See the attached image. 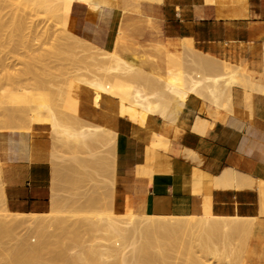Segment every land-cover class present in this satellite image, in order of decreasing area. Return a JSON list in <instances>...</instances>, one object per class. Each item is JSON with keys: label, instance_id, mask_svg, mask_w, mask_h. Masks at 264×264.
Wrapping results in <instances>:
<instances>
[{"label": "crops", "instance_id": "1", "mask_svg": "<svg viewBox=\"0 0 264 264\" xmlns=\"http://www.w3.org/2000/svg\"><path fill=\"white\" fill-rule=\"evenodd\" d=\"M119 5L125 11L121 22H128L122 55L156 76V82L161 79V86L172 75L196 77L203 70L200 76L239 69L245 78L220 96L218 104L204 87L198 95L191 93L176 123L168 126L159 115H150L141 127L119 115L114 99L104 97L97 106L92 93L81 95L79 117L116 132L113 210L252 218L242 264H264V0H120ZM203 57L204 64L210 63L203 65ZM201 123L208 125L202 133ZM32 131L29 157L1 167L4 203L15 213H46L52 206L51 129L34 123ZM153 132L168 137L167 151L151 142ZM226 169L240 176L233 185L219 186L216 176Z\"/></svg>", "mask_w": 264, "mask_h": 264}, {"label": "bare ground", "instance_id": "2", "mask_svg": "<svg viewBox=\"0 0 264 264\" xmlns=\"http://www.w3.org/2000/svg\"><path fill=\"white\" fill-rule=\"evenodd\" d=\"M18 3H17V2ZM119 1L120 0H58V2L57 3H55V4H50L49 5V7H50V10L54 13V14H56V17H57V19H58V22H59V24H60V27L64 30V32H66V33H73V34H80L81 35V37H82V34L84 35V34H86V36H87V34H88V32H93V30H95V27H96V23L98 22L99 23V21L101 22V20L100 19H102V21L107 25V29L108 28H110V26L109 25H111V28L112 29H110V31H113L112 32V34L111 33H108L107 32V29L105 30L104 29V31L106 32V34H107V36H108V34L110 35V37H113V42L115 43V45L117 46V47H115L113 50H112V53H113V55H112V58H113V62H114V64L112 65V66H109V65H105L104 63H102L101 64V62H100V64L98 65V67L97 68H95V69H97V71H98V73H100V71H101V75H99V74H97V77H95L94 76V78H91V80L89 79V76L87 77V78H82L83 79V81H85L84 83L85 84H87L88 85V87L91 89V92H92V94H93V100H94V104L95 105H97V106H99L100 105V103H101V100L104 98V97H108V98H111V99H114L116 102H117V104H118V109H119V115L121 116V117H124V118H126L127 120H129V121H131L132 123H135V124H138V125H140L141 127H143L144 125H146V123H147V120H148V117L150 116V115H159L160 117H162V119L164 120L163 121V125H166V126H168L171 122H173V121H175L174 123H176V120H177V118L174 120V119H172L173 117H174V113H177V115H179V112L182 110V108L184 107V105H185V103H186V101H187V99H188V97H189V95L191 94V93H197V95H198V90L199 89H202L203 87L204 88H206V90H207V92L209 93V95L213 98V99H215L214 100V102L215 101H217L216 102V104H218L219 103V101H218V98L220 99V96L223 98V97H225V94L227 93V91L228 90H230V88L234 85V84H238L240 81H242L244 78L242 77V76H244V74L243 73H241L240 72V70L239 69H234V70H232V71H230L228 74L227 73H225V70H224V73H225V75H224V73H222V75H218L217 76V74L215 73V75L214 74H210V76L209 75H204V76H200V74L201 73H204L205 74V71L203 70L202 72H200V71H198V72H200L199 73V75L197 76L196 75V73H195V75H196V77H194V75H193V73H191V74H188L189 75V77H190V79H189V77H188V75H179V76H177L176 77V75H178V74H174L175 76V78H173V71H172V74H170V75H172L171 77H169L168 79H166V80H162V81H164L165 83H162V85L164 84L165 85V88L163 87V86H161V87H163L162 89L164 90H162V89H160V90H158L157 88H154V87H160V85H161V83H159L158 84V81L160 82V80H158L157 82L155 81V80H157L158 78L155 76H153L151 73H147V72H145L144 70H143V68L142 67H140L138 64H137V67H133L131 64H129L128 62H127V59L122 55V53H121V51H120V44H121V37H122V33H125V32H123V30H124V28L126 27V28H128V22H121V19H122V17L123 16H125V11L120 7V5H119ZM156 1H158V2H160L161 0H156ZM231 2H234L235 0H230ZM241 1H244V0H241ZM15 3H17V5H14ZM20 3V4H19ZM21 3H22V5L23 4H25V5H27V1H23V0H0V45H2L3 47H4V49L6 48V45H7V48L6 49H9V47H11V46H13V41L14 40H17L16 38L15 39H13L14 38V35L12 34V32H9V31H7L6 29H9L10 27V24H8L9 22H15V23H13L12 24V26H13V28H14V24H15V26H16V24L17 23H19L20 25H25L26 24V20H25V16L24 15H21V12H19V14H17V12L15 13V8H14V6L15 7H17V6H20L21 5ZM19 4V5H18ZM6 7H9V11H8V20H5V19H3L4 18V15H6V14H4L3 13V9H5ZM21 7V6H20ZM16 11H18L17 9H16ZM21 11V10H20ZM17 14V15H16ZM19 16V17H18ZM18 17V18H17ZM107 21V23L105 22V21ZM17 21V22H16ZM103 22H101L102 24H103V26H105L104 25V23ZM97 23V24H98ZM101 24V25H102ZM9 25V26H8ZM99 25V24H98ZM31 26H33V25H31ZM36 26H38V25H36ZM103 26H101L102 28H104ZM109 26V27H108ZM9 27V28H8ZM17 27V26H16ZM21 27V26H20ZM34 27V26H33ZM98 27V26H97ZM35 28V27H34ZM38 28V27H37ZM11 30H12V28H10ZM9 29V30H10ZM16 29L17 28H14V30H12L13 31V33L15 34V32H16ZM103 30V29H102ZM8 33H7V32ZM15 31V32H14ZM33 31H35V30H33L32 29V32ZM60 31H61V29H60ZM108 31H109V29H108ZM109 31V32H110ZM36 32H37V30H36ZM95 32V31H94ZM93 32V33H94ZM61 33V32H60ZM98 33V32H97ZM97 33H95V34H97ZM128 33V32H127ZM17 34V33H16ZM32 34V33H31ZM37 33H35V35H36ZM47 34L48 33H45V35L47 36ZM65 34V33H64ZM92 33H90L89 35H91ZM49 35V34H48ZM52 35V34H51ZM57 35H59V33L57 34ZM62 36H63V34H61ZM60 35V36H61ZM124 35V34H123ZM46 36L44 37V38H46ZM50 36V35H49ZM65 36H67V38H68V35H65ZM95 35H93L92 37H94ZM98 36V35H97ZM96 36V37H97ZM100 36H101V34H100ZM106 36V35H105ZM75 37V36H74ZM74 37H72V38H74ZM109 37V36H108ZM147 37V36H146ZM48 38V37H47ZM57 38H60L59 36L57 37ZM62 38V37H61ZM70 38V37H69ZM101 38V37H100ZM124 38V37H123ZM34 39H35V37H34ZM130 39V38H129ZM132 39V38H131ZM47 40L45 39V42H46ZM44 41H43V43H45ZM124 42V41H123ZM152 42V41H151ZM157 42V41H156ZM8 43V44H7ZM42 43V44H43ZM47 43V42H46ZM16 46H17V44H16V42L14 43ZM8 45H9V47H8ZM14 45V49L15 48H17L16 46ZM34 45V44H33ZM25 46L26 47H28V52H29V57H30V60L33 58V57H35L37 54V52H35V56H33V48L32 47H34V46H32V43H31V40L30 39H28L27 40V42H26V44H25ZM36 46V45H35ZM41 46V45H40ZM134 46V45H133ZM262 46V45H261ZM43 47V46H42ZM128 47V46H127ZM130 47V46H129ZM38 48V46L36 47V49ZM259 48V47H258ZM11 49V48H10ZM10 49H9V51L8 52H12V51H14V49H13V47H12V50L10 51ZM41 49V51L42 50H44V51H42L43 53H45V50H48V49H42V48H40ZM40 49H39V52L41 53V51H40ZM136 49V48H135ZM4 51V50H3ZM30 51H31V53H30ZM38 51V50H37ZM128 51V50H127ZM47 52V51H46ZM52 52V51H51ZM51 52H49V54L51 53ZM132 52V51H131ZM43 53L42 54H40V56H36L34 59H36L37 57V59H41V57H43L44 55H43ZM55 52H52V54H54ZM127 53V52H126ZM200 53V52H199ZM57 54V53H56ZM105 54H107V53H105ZM201 54V53H200ZM46 55H48V54H46ZM45 55V56H46ZM138 55V54H137ZM196 55V54H195ZM31 56H33V57H31ZM58 56V55H57ZM139 56V55H138ZM137 56V57H138ZM197 56V55H196ZM175 57V56H174ZM201 57V56H200ZM208 57V56H207ZM204 58V57H203ZM33 59V60H34ZM50 59H51V57H50ZM175 59V58H174ZM174 59H173V61H174ZM176 59H177V57H176ZM179 59V58H178ZM198 59H199V57H198ZM207 59H209V61H211L212 59H213V56L210 58V57H208ZM211 59V60H210ZM214 59H215V57H214ZM29 60V61H30ZM43 60V59H42ZM100 60V59H99ZM139 60V59H138ZM201 60H202V58H201ZM217 60V59H216ZM26 62L25 64L23 63V65H24V70H23V73H26V72H24L25 71V69H26V71L27 70H29V69H32V64L30 63V62ZM38 60H36V64H39V62H37ZM43 61H45V60H43ZM51 61V60H50ZM101 61V60H100ZM172 61V60H171ZM173 61H172V63H173ZM199 61H200V59H199ZM208 61V60H207ZM206 61V62H207ZM208 61V63H210ZM213 61V60H212ZM24 62V61H23ZM35 62V61H34ZM174 62H176V60L174 61ZM180 62V61H179ZM202 62V64L203 65H206V64H208V63H206V64H204L205 63V58H204V61L202 60L201 61ZM204 62V63H203ZM214 62V61H213ZM41 63V62H40ZM53 63V62H52ZM51 63V64H52ZM200 63V62H199ZM215 63H217V61L215 62ZM218 63H222V62H219L218 61ZM34 64V63H33ZM42 64H44V62L42 63ZM41 64V65H42ZM48 64V63H47ZM179 64V63H178ZM201 64V63H200ZM35 65V64H34ZM33 65V68L35 67ZM105 65V67L104 68H102L101 69V66H104ZM211 65H212V63H211ZM219 65H221V64H219ZM48 66H50V64H48ZM172 66V65H171ZM174 66V65H173ZM51 67H52V65H51ZM94 67H95V65H94ZM100 67V68H99ZM176 67V66H175ZM179 67H180V64H179ZM219 67V66H218ZM38 68H39V65H37V70H38ZM43 68V67H42ZM99 68V69H98ZM92 69H94V68H92ZM221 69V68H220ZM224 69V68H223ZM22 69H20V71H21ZM169 70V71H170ZM222 70V69H221ZM39 71V70H38ZM53 71V70H52ZM220 71V70H219ZM22 72V71H21ZM21 72H19V73H21ZM34 72H35V68H34ZM74 72V71H73ZM177 72H179V71H177ZM180 72L182 73V70H180ZM198 72H197V74H198ZM227 72V71H226ZM18 73V74H19ZM38 73V72H37ZM40 73V72H39ZM39 73H38V75H39ZM87 73V72H86ZM89 73V72H88ZM87 73V74H88ZM114 73L115 75H116V73H117V75L120 73V74H123V75H121V76H123V78H125L124 77V75H126V77H127V75L130 77V78H132L131 80L133 81H131L130 80V78H129V80L130 81H128V78L126 79H122V78H116V77H114V74L112 75V74ZM170 73V72H169ZM176 73V72H175ZM189 73V72H188ZM210 73V72H209ZM218 73V72H217ZM243 74L242 76H241V74ZM245 73V72H244ZM17 74V75H18ZM27 74L28 75H30L31 73L29 72H27ZM43 74V73H42ZM52 74V73H51ZM207 74V73H206ZM11 75H13V74H11ZM34 75V73L33 74H31V77L30 76H27L26 78H28V77H30V79L32 78V76ZM43 75H45V73L43 74ZM70 75V74H69ZM113 76V78H116V79H110L111 78V76ZM191 75V76H190ZM212 75V76H211ZM15 76V75H14ZM20 76H21V74H20ZM53 76V75H52ZM52 76H50V77H52ZM121 76H117V77H121ZM25 77V76H24ZM34 77V76H33ZM42 77H44V76H42ZM42 77H40L41 79H42ZM70 77V76H69ZM245 77V76H244ZM17 78V77H16ZM21 78V77H20ZM23 78V77H22ZM39 78V79H40ZM45 78V77H44ZM43 78V79H44ZM155 78H157V79H155ZM18 79V78H17ZM50 79V78H49ZM54 79H56V80H58L57 78H54ZM71 79V78H70ZM80 78H78V80H79ZM14 81H15V79H13ZM19 80H21V79H19ZM18 80V81H19ZM61 80V79H60ZM63 80V79H62ZM75 80V79H74ZM246 81H247V79H245ZM30 81V80H29ZM29 81H26V84H28V82ZM34 81V80H33ZM32 81V83H34ZM54 81V80H53ZM70 81V80H69ZM73 81V80H72ZM77 81V80H76ZM82 81V82H83ZM151 81H152V83H151ZM47 82H49L48 80H47ZM74 82V81H73ZM78 82H81V80H79V81H77L76 83H78ZM136 84H135V83ZM143 82H147L146 84L148 85V87H151L150 86V84L152 85L153 83L154 84H157V86L156 85H154V89H157V90H154L152 87L150 88L151 89V93H150V91H146L147 92V94L144 92V89L143 88H147V87H143L142 88V86H144V85H142V84H145V83H143ZM245 82V81H244ZM12 83V82H11ZM55 83H57V81L55 82ZM65 83V82H64ZM75 83V82H74ZM142 83V84H141ZM221 83H223L222 85H223V87H221ZM242 83H243V81H242ZM250 83H254V82H250ZM15 84H16V82H15ZM21 84H23V83H21ZM36 84L37 83H35V85L34 84H29L28 86L31 88V86L33 87V85H34V87L36 86ZM45 84H48V83H46V80H45ZM244 84V83H243ZM19 84H18V82H17V89H18V86ZM24 85V84H23ZM49 85H50V82H49ZM142 85V86H141ZM152 85V86H153ZM239 85V84H238ZM242 85V84H241ZM257 85V84H256ZM13 86H14V84H13ZM22 86V85H21ZM21 86H20V88H21ZM26 87H28L27 85H25ZM77 86H79V83L77 84ZM242 86H244V85H242ZM251 86V85H250ZM1 87H3V86H1ZM25 87V88H26ZM37 87V86H36ZM41 87V86H40ZM40 87H39V90H40ZM45 87H47V86H45ZM254 87V86H253ZM10 88V87H9ZM16 88V87H15ZM14 88V89H15ZM23 88V87H22ZM42 88H44V87H42ZM51 88H53L52 86H51ZM50 88V89H51ZM62 88V87H61ZM64 88V87H63ZM89 88H87V89H89ZM11 89H13L12 88V86H11ZM27 89V88H26ZM26 89H24L23 88V90L21 89V90H19V91H22V92H20V93H18V94H15L16 92H12L13 94H11V92H10V90H8L9 92H10V94H8V98H9V100H10V102L11 103H13V104H20V106H19V109L20 108H22V106H21V103L22 104H26V103H29V104H31V102H33L34 104H35V106H34V104H32L33 106H26L27 108H28V110L26 111V107L24 106V110L25 111H23V108H22V110L19 112V114H18V112H17V108L16 109H13L12 110V112H9V111H11V110H6V109H4V110H2L1 109V107H0V111H2V113H3V111H4V113H7V112H9V114L7 113V114H4V116H9L10 114H11V116H15V118H17V120H18V117L20 116L21 118L22 117H24V119H25V117L27 118L28 117V119H29V121L28 120H26L25 119V122L26 121H28V123H29V125H31L30 126V128L33 126V124L34 123H45V124H48L49 126H50V128H53L54 129V132L52 131V134H50V136L51 135H53V133L54 134H56V132L57 133H60V135L58 134V136H59V138H58V136H57V142L58 141H64V142H69L70 140H72V143H73V141H74V143L77 145V147L80 145V146H84V144H85V146H87V141L88 140H94V139H101V138H104L105 137V139H107V142L109 143V139H113L114 140V143H116V132H114V131H111V130H109L110 128H106L105 127V125H104V127L103 126H100V125H89V123L87 124V120H85V121H87L86 123L82 120V119H80V121H83L84 122V124H83V122H82V124H81V126H73L77 121L79 122V124L81 123L79 120H77V121H75V123L74 122H72V123H74V124H71V122H69L70 123V125H68V123H67V125H66V123L64 122H62V120H60L58 117L59 116H57L56 115V113H58V112H55V111H58L56 108H55V106H52V104H50V101H48L49 99H51V98H49L48 100H47V98H45V97H42V96H38V98L36 97V98H34L32 95H30L29 93H27L26 91H28V90H26ZM36 89V88H35ZM46 89V88H45ZM65 89V88H64ZM72 89V88H71ZM84 89H85V86H84ZM89 89V90H90ZM149 89V88H148ZM252 89V88H251ZM257 89H259V91H260V89H262L263 90V88L261 87V88H257ZM26 90V91H25ZM39 90H37V91H39ZM47 90V89H46ZM52 90V89H51ZM53 90H56V89H53ZM70 90V89H69ZM147 90V89H146ZM154 90V91H153ZM252 90H255L254 88L252 89ZM15 91H17V90H15ZM34 91V90H33ZM43 91V90H42ZM41 91V92H42ZM72 91H73V93H74V89L73 90H70V93H72ZM81 91H82V88H81ZM85 91V90H84ZM255 91H257V90H255ZM49 92V91H48ZM56 92V91H55ZM86 92V91H85ZM90 92V91H89ZM89 92H88V94H89ZM203 92V91H202ZM205 92V91H204ZM225 92V93H224ZM261 92V91H260ZM58 93V92H57ZM223 93V95H221ZM256 93V92H255ZM32 94V93H31ZM41 94V93H40ZM49 94H50V92H49ZM81 94V93H80ZM6 95H7V93H6ZM37 95V94H36ZM43 95H44V93H43ZM51 95V94H50ZM53 95V94H52ZM69 95V94H68ZM83 95V94H82ZM85 95V94H84ZM90 96V95H89ZM1 97V96H0ZM6 97V96H5ZM69 97H72V96H69ZM85 97V96H84ZM228 97H230V96H228ZM258 97V96H257ZM260 97V96H259ZM7 98V97H6ZM54 98V97H53ZM75 98V97H74ZM73 98V99H74ZM81 98H83V97H81ZM85 98H87V97H85ZM77 99V98H76ZM76 99H74V101L75 102H77V100ZM84 99V98H83ZM91 99V98H90ZM89 99V100H90ZM229 99V98H228ZM256 99V98H255ZM66 100H68L67 98H66ZM72 100V99H71ZM89 100H88V102H89ZM206 100H208V96H207V99ZM232 99H229V101H231ZM257 100V99H256ZM0 103H4V101L3 100H1V98H0ZM68 101H70V99L68 100ZM87 101V100H86ZM112 101V100H111ZM209 101H210V99H209ZM226 101V100H225ZM7 102L9 103V101H8V99H7ZM73 102V101H72ZM74 103V102H73ZM82 103V102H81ZM91 103V102H90ZM232 103V102H231ZM2 104H0V106H2ZM7 104V103H6ZM5 104V105H6ZM79 104V103H78ZM27 105V104H26ZM57 105V104H56ZM66 105V104H65ZM65 105H63L64 107V109H63V111L65 110ZM69 105H70V103H69ZM67 106V108H68V111H69V109H72L73 107H71V106ZM93 105V104H92ZM7 106V105H6ZM17 106V107H18ZM72 106H73V104H72ZM78 106V105H77ZM51 107H53V108H51ZM75 107V106H74ZM172 107H178V111L177 110H175L174 111V113H172V116L173 117H169V116H171L169 113V111L171 110V111H173L174 109H171ZM9 108H10V106H9ZM8 108V109H9ZM13 108H15V107H13ZM26 108V109H25ZM55 108V109H54ZM58 108V107H57ZM78 108H79V106H78ZM223 108V107H222ZM53 109L55 110V111H53ZM84 109V108H83ZM95 109V108H94ZM15 110V111H14ZM44 110H45V112H46V114H45V112H44ZM67 110V109H66ZM74 110V112H75V108L73 109ZM73 110H71V111H73ZM79 110V109H78ZM232 110V109H231ZM230 110V111H231ZM6 111V112H5ZM110 111V110H109ZM66 112V111H65ZM98 112V111H97ZM111 112V111H110ZM1 112H0V115L2 114ZM19 115V116H17V114ZM61 113H62V111H61ZM68 113V112H67ZM86 113V112H85ZM114 113V112H113ZM198 113V112H197ZM233 113V112H232ZM63 114V113H62ZM77 114H78V112H77ZM174 114V115H173ZM59 115H61V114H59ZM64 115V114H63ZM106 115H108V113L106 114ZM113 115V114H112ZM3 116V117H4ZM11 116H9V117H11ZM17 116V117H16ZM68 116H69V114H68ZM74 117L75 115H71L70 117ZM77 116V115H76ZM76 116L73 118V121H74V119L76 120V119H78V116H77V118H76ZM108 116H110V115H108ZM198 116V115H197ZM1 117V116H0ZM62 117V116H61ZM60 117V118H61ZM65 117H66V114H65ZM95 117V116H94ZM113 117H114V115H113ZM117 117V116H116ZM199 117V116H198ZM2 118V117H1ZM13 118L14 117H12V118H8V120H11L12 122L14 121L13 120ZM63 118V117H62ZM197 118V117H196ZM64 119V118H63ZM66 119H67V117H66ZM109 119H110V117H109ZM109 119L107 120V121H109ZM113 119V118H112ZM199 119V118H198ZM216 119V118H215ZM1 120H4V118H2V119H0V121ZM6 120H7V118H6ZM7 120V121H8ZM113 120H115V119H113ZM200 120V119H199ZM22 121H24V120H22ZM71 121V120H70ZM116 121V120H115ZM201 121H204V119H202V120H200L199 122H201ZM206 121H207V119H206ZM12 122H11V125H13L14 123H16V120H15V122H13V124H12ZM18 122H20L19 120H18ZM17 122V123H18ZM77 122V123H78ZM111 122V121H110ZM205 122V121H204ZM7 123H9V122H7ZM63 123V124H62ZM76 123V124H77ZM108 123V122H107ZM112 123V122H111ZM196 123V121H194V124ZM198 123V122H197ZM207 123H209V121H207ZM206 123V124H207ZM1 124V123H0ZM86 124V125H85ZM193 124V125H194ZM198 124H200V123H198ZM211 124V123H210ZM209 124V125H210ZM2 125V124H1ZM0 125V126H1ZM3 125L6 127V123H3ZM2 125V126H3ZM8 125H10V124H8ZM11 125H10V127H9V129L11 128V129H15V130H18V129H21L20 127L18 128L17 126H13V128L11 127ZM14 125H16V124H14ZM23 125V124H22ZM78 125V124H77ZM115 125V124H114ZM2 127L3 129L5 128V127ZM197 126V124L194 126V127H196ZM204 126H205V123H204ZM207 126L208 125H206L205 127L207 128ZM212 127H213V125H211ZM18 129H17V128ZM28 127V126H27ZM77 127V128H76ZM177 127V126H176ZM202 129H200V131H201V133L202 132H205L206 130H205V127H203L202 126V123H201V126H200ZM7 128H8V126H7ZM34 128V127H33ZM112 128H113V126H112ZM159 128V127H158ZM166 128V127H165ZM8 129V130H9ZM10 129V130H11ZM32 129V128H31ZM197 129V127L195 128V130ZM204 129V130H203ZM15 130H14V132H15ZM28 130V129H27ZM163 130H164V128H163ZM175 130H176V128H175ZM194 130V129H193ZM198 130V129H197ZM196 130V131H197ZM4 131H5V133L7 132L8 134H9V136L10 137H8V135H7V133H6V136L4 135V136H1V137H3L2 138V140L3 139H7L8 140V138H9V140L6 142V140H5V142H4V140L3 141H0L1 142V144H0V146L2 145L3 147H0V149H1V153H4V150H5V155H6V157H7V155H8V157H10V156H13L12 154H17V155H15V156H18L19 154H24L23 152H25V149H26V151H27V153H28V157H29V150H30V143H31V139H29V136H27L28 138V140H25L26 142H23L21 145H19V143H18V141L20 140L19 138V136L18 135H22L21 133H23V132H25V131H20V132H18V131H16V133L18 132L19 134H14L13 133V130L12 131H6L5 129H4ZM40 131H42V130H40ZM39 131V132H40ZM199 131V132H200ZM9 132H11V133H13L12 135H10L11 133H9ZM29 133H30V130L28 131ZM37 132V131H36ZM166 132V131H165ZM34 133V132H33ZM51 133V132H50ZM169 133V132H168ZM175 133V132H174ZM27 134V133H26ZM160 135H157V134H155V132H153V137H152V143L154 144V145H156V143L157 142H159V140L158 139H160V140H162V143H163V147H165L166 148V146H167V144L169 143V141H168V137H165V136H162L161 135V133H159ZM14 135H16V136H14ZM29 135V134H28ZM57 135V134H56ZM165 135V134H164ZM25 136V135H24ZM61 136V137H60ZM12 137H14V138H12ZM15 137L17 138L18 137V139H16L15 141L13 140V139H15ZM23 137V136H22ZM30 137H31V135H30ZM60 138H62L61 140H59ZM64 138V139H63ZM24 139V138H23ZM52 139V138H51ZM70 139V140H69ZM1 140V139H0ZM13 140V142L15 143H13V142H11V143H13V145L11 144V143H8L9 141H12ZM69 140V141H68ZM95 140V141H96ZM156 140H157V142H156ZM21 141H22V139H21ZM90 141H88V143L91 145L92 143L90 142ZM111 141V140H110ZM20 142V141H19ZM63 142V143H64ZM104 142V141H103ZM156 142V143H155ZM21 143V142H20ZM54 143V142H53ZM70 143V142H69ZM79 143V144H78ZM95 143V142H94ZM93 143V144H94ZM102 143V142H101ZM18 145V146H22L23 145V147L25 148L24 149V151H23V147H21L20 148V150H19V148L18 149H16V147H18V146H15V145ZM51 144H52V142H51ZM55 144H56V142H55ZM54 144V145H55ZM83 144V145H82ZM159 146V148H161V143L159 144V143H157ZM60 145V144H59ZM105 145V144H104ZM114 145V144H113ZM57 146H58V144H57ZM94 146V145H93ZM103 146V145H102ZM110 146V145H109ZM109 146H107V147H109ZM5 147V148H4ZM72 147H74V146H72ZM76 147V148H77ZM95 147V146H94ZM104 147V146H103ZM113 147V149L111 150L110 149V151H111V155L114 157V155L116 154L115 153V149H114V147L115 146H112ZM112 147H110V148H112ZM4 148V150H2ZM51 148H52V146H51ZM59 148V147H58ZM67 148V147H66ZM105 148H106V146H105ZM156 148V147H155ZM164 148V149H165ZM21 149H22V151H21ZM65 149V148H64ZM74 149V148H73ZM61 150V149H60ZM107 150H109V149H107ZM166 150V149H165ZM188 150V149H187ZM53 151V150H52ZM57 151V150H56ZM56 151H54V153L56 152ZM59 151V150H58ZM94 151V150H93ZM100 151V150H99ZM110 151H109V153H110ZM113 151V152H112ZM167 151V150H166ZM62 152V151H61ZM90 152V151H89ZM92 152V151H91ZM98 152V151H97ZM7 153H10L11 155L9 156V154H7ZM53 153V154H54ZM72 153H74V152H72ZM77 153V152H76ZM102 153V152H101ZM100 152L99 153H95V155H97L98 154V156H99V154H101ZM107 153V152H106ZM105 153V151H104V155L106 154ZM113 153H114V155H113ZM196 154H197V152H196ZM1 155H3V154H1ZM0 155V156H1ZM4 155V156H5ZM24 155H26V154H24ZM58 155V154H57ZM74 155V154H73ZM77 155V154H76ZM75 155V156H76ZM87 155V154H86ZM104 155H101V156H104ZM108 155V154H107ZM91 156H93V154L91 155ZM100 156V157H101ZM106 156V155H105ZM104 156V157H105ZM1 157H3V156H1ZM51 158H53V156H50ZM54 157H55V155H54ZM73 157V156H72ZM100 157H97V159L98 158H100ZM103 157V158H104ZM4 158V157H3ZM75 158H77V156L75 157ZM58 159V158H57ZM70 159H72V158H70ZM69 159V160H70ZM106 159H108L107 157H106ZM114 159V160H113ZM7 160V158H5L4 160H2L1 159V161H6ZM51 160V159H50ZM68 160V159H67ZM101 161H103L102 159H100ZM99 160V161H100ZM105 160V159H104ZM111 166L110 167H112L113 166V164L115 165V158H112L111 157ZM53 161V163H54V165H55V167H56V169L55 170H58L57 169V160L55 161L54 159L52 160ZM73 161V160H72ZM87 161V160H86ZM90 161V160H89ZM93 162H94V160H92ZM98 161V162H99ZM100 161V162H101ZM75 162H77V160L75 161ZM88 162V161H87ZM103 162H105V161H103ZM102 162V163H103ZM114 162V163H113ZM61 163V162H60ZM68 163H69V161H68ZM90 163V162H89ZM102 163H101V165L98 163V166L100 165V166H102ZM107 162H105V164H106ZM113 163V164H112ZM76 164V163H75ZM105 164H104V166H105ZM109 164V163H108ZM66 165H67V163H66ZM93 165V164H92ZM155 165V164H154ZM60 166V165H59ZM69 166V165H68ZM67 166V167H68ZM94 166H97L96 165V163H95V165ZM96 167V168H99V167ZM106 167V166H105ZM105 167H101V169L102 168H104L105 169ZM95 168V169H96ZM114 168V167H113ZM66 169V168H65ZM68 169V168H67ZM81 169V168H80ZM109 169V167L106 169V170H108ZM111 169V168H110ZM109 169V170H110ZM61 170V169H60ZM75 170V169H74ZM94 170V169H93ZM103 170V169H102ZM108 170V171H109ZM115 170V169H114ZM226 170H228L227 172H225L224 173V171L222 172V175L220 176V178H219V176H216L218 179H215V180H217L216 182H217V184L219 185V186H221L222 184V186H224L225 184L226 185H228V183H232V185H233V182L235 181V180H237L238 179V177L240 176L237 172H235V170L233 171V170H230L229 171V169H226ZM76 171V170H75ZM107 171V172H108ZM111 171V170H110ZM60 172V171H59ZM71 172V171H70ZM79 172V171H78ZM77 172V173H78ZM114 172V171H113ZM239 173H240V171H238ZM76 173V172H75ZM74 173V174H75ZM92 173V172H91ZM112 173V172H111ZM67 174H68V172H67ZM82 174V173H81ZM103 174V173H102ZM78 174H75V176H77ZM83 175V174H82ZM82 175H80L81 177H82ZM87 176L89 175V174H86ZM85 175V176H86ZM100 175V174H99ZM113 175V174H112ZM248 175V174H247ZM91 176V175H90ZM114 176V175H113ZM58 177H60V176H58ZM70 177V176H69ZM72 177V176H71ZM92 177H94V176H92ZM95 177H96V175H95ZM244 177V176H243ZM73 178V177H72ZM250 178V177H249ZM252 178V177H251ZM76 179H78V178H76ZM82 179V178H81ZM91 179V178H90ZM105 179V178H104ZM114 179V178H113ZM99 180H102V179H99ZM241 180H242V178H241ZM244 181V180H243ZM78 182V181H77ZM82 182H83V180H82ZM107 182V181H106ZM245 182V181H244ZM237 183V182H236ZM80 184H82V183H80ZM221 184V185H220ZM245 184V183H244ZM244 184L242 185L243 187H244ZM78 185V184H77ZM101 185V184H100ZM229 185H231V184H229ZM231 185V186H232ZM241 185V184H240ZM95 186V185H94ZM98 186V185H97ZM113 186V185H112ZM111 186V187H112ZM214 186H215V184H214ZM239 186V185H238ZM72 187V186H71ZM102 187H103V185H102ZM109 187H110V185H109ZM110 187V188H111ZM225 187V186H224ZM237 187V186H236ZM239 187H241V186H239ZM79 188V187H78ZM91 188V187H90ZM89 188V189H90ZM97 188V187H96ZM106 188V187H105ZM68 189V188H67ZM77 189V188H76ZM75 189V190H76ZM88 189V188H87ZM114 190V189H113ZM105 191V190H104ZM112 191V189L110 190V192ZM74 192V191H73ZM70 193V192H69ZM90 193V192H89ZM99 193V192H98ZM102 193V192H101ZM101 193H100V195H101ZM106 193V192H105ZM75 194H77L76 192H75ZM103 194V193H102ZM109 194V193H108ZM78 195V194H77ZM109 195H112V193L111 194H109ZM81 196V195H80ZM79 196V197H80ZM103 196V195H102ZM74 197V196H73ZM77 197V196H76ZM81 198V197H80ZM96 198V197H95ZM94 198V200H96ZM102 198V197H101ZM108 198H110V201L112 200V198L109 196ZM91 200H92V198H90ZM107 199V198H106ZM90 200V201H91ZM98 200H100V198L98 199ZM66 201V200H65ZM80 201V200H79ZM105 201V200H104ZM103 201V202H104ZM108 201H109V199H108ZM113 201V200H112ZM74 202V201H73ZM91 202H93V201H91ZM99 202V201H98ZM58 203H59V200H58V198H54L53 199V204L54 205H58ZM80 203V202H79ZM90 203V202H89ZM95 203V202H94ZM101 204V203H100ZM110 205V203L109 202H107V206H109ZM111 204H112V202H111ZM85 205V204H84ZM91 205H92V203H91ZM102 205H103V203H102ZM101 205V206H102ZM100 206V205H99ZM82 207V206H81ZM109 207H111V209H112V205H110ZM109 207L107 208V211H109L108 213L107 212H105L106 214H102V213H96V212H94L95 214H93V215H83L82 217H79L78 216V219H77V217H75L74 218V221H72L71 220V218H73V215H59V214H55V215H35V214H32V215H22V214H20V213H15V212H11V211H9L7 208V212H9L10 213V215H8V213H6L7 215H5V214H1L0 215V234H9V233H11V234H9V235H12V233H13V235H16L17 237H18V244H17V246H15V245H13V246H15V248L13 249V248H11V247H13V246H9V250H11V251H8V255H7V258H5V260H4V264H35L33 261H35V262H37V263H39V264H46L45 263V260L46 261H50V259H53V261H54V259H56V260H58V261H60V264H81V263H88V264H94L95 263V261H98L97 260V258H98V255L100 256V255H102V254H108V256H112V257H114L115 259H113V261L112 262H110V263H108L107 262V264H140V260H141V257H142V253H143V251L146 253V251L148 250V252H149V247H151L150 245H153L154 243H158L160 240V237H164L163 239H165V237H166V239H168V238H171V239H169V240H173V238L175 237V238H178V237H181V236H184V237H181L180 239L182 240V242L183 241H185V240H183L184 238H185V234L187 235V237L186 238H192V236L193 235H195L194 236V239L192 238V239H189L190 241H188L189 242V244H190V242L193 240L195 243V245L198 243V245L197 246H199V245H202L203 243H205V244H203V245H206V241L205 240H207V234L209 233V232H213V233H215L216 231H223L224 233H227L229 230H234V231H238V232H236V233H238L240 236H241V234L239 233L240 231H242V232H245V234L247 235V237L249 236V237H251V235H252V232H253V222L252 221H254V220H252V221H250L251 219H249V221H248V218H247V221H245V220H243V219H241V217H235V216H233L234 218H230V217H217V215H216V217H214V216H206V215H191V216H171V215H153V214H138V213H124V214H121V213H116L114 210H108L109 209ZM84 208V207H83ZM95 208V207H94ZM100 208V207H99ZM79 209V208H78ZM103 209V208H102ZM81 210V209H80ZM78 211V210H77ZM82 211V210H81ZM103 211V210H102ZM112 211V212H111ZM85 212V211H84ZM93 213V212H92ZM74 216H76V215H74ZM79 218H82V220L80 219L79 220ZM75 219H77V221L75 220ZM246 219V218H245ZM76 225H86V226H89L88 228H89V230H91V228L93 229V230H95V229H97L98 231H99V229L101 230H108V231H110V232H107V231H105V232H107V233H112L113 234V236H112V239L114 238V240L112 241L111 239H110V241L112 242L111 244L109 243L108 245H103L102 247L104 248V249H102V250H99V249H97L96 247H94V246H89V247H86L85 245L83 246V248L81 249V250H79V251H81V253H77V255H75V256H70V254H68L69 252H67V248L68 247H64V246H59V245H61L60 243H62V238L66 235L67 236V238L69 239V240H71L72 242L73 241H80V238H79V234H78V232H77V227L78 226H76ZM71 226H74V230L73 231H71L72 233H70V234H68L67 232H68V230L71 228ZM85 226V227H86ZM20 227H22L23 229H26V231L24 232V233H21V231H19L18 230V228H20ZM56 228L58 231H59V233L58 234H56V235H54L53 233H52V231H51V229L50 228ZM82 227V226H81ZM84 227V228H85ZM87 228V227H86ZM79 231V230H78ZM85 232V231H84ZM87 232V231H86ZM197 232V235L196 234H194V233H196ZM15 233V234H14ZM31 233H33V234H35V237H37V242L36 243H32V241L30 240V238L31 237H29L30 236V234ZM80 233V232H79ZM190 233H192V235L190 234ZM218 233V232H217ZM111 234V235H112ZM190 234V235H189ZM84 235V234H83ZM82 235V236H83ZM110 235V234H109ZM213 235H215V234H213ZM217 236L219 235V234H216ZM227 235H228V233H227ZM65 236V237H66ZM191 236V237H190ZM0 237H1V235H0ZM17 237H15L14 238V236L13 237H11V239L13 238V240L15 239L16 240V238ZM196 237V238H195ZM219 237V236H218ZM85 238V237H84ZM109 238H111V237H109ZM175 238H174V240H175ZM183 238V239H182ZM244 238V237H243ZM87 239H89V238H87ZM141 239L143 240V241H141ZM163 239H161V240H163ZM208 239H210L209 237H208ZM216 239V238H215ZM250 239V238H249ZM14 240V241H15ZM157 240V241H156ZM188 240V239H187ZM211 240V239H210ZM13 241V242H14ZM17 241V240H16ZM61 241V242H60ZM109 241V242H110ZM164 241V243L166 244V242H168V240H166V242H165V240H163ZM192 241V242H193ZM208 241V240H207ZM216 241V240H215ZM219 241V240H218ZM86 242V241H85ZM89 242V241H88ZM170 242V241H169ZM191 242V243H192ZM247 242V241H246ZM15 243H13V244H15ZM78 243V242H77ZM161 243V242H160ZM163 243V242H162ZM180 243H181V241H180ZM186 243V242H185ZM208 243V242H207ZM215 243V242H214ZM230 243V242H229ZM12 244V243H11ZM51 244L53 245V247L51 246ZM54 244L56 245V247H58V248H54ZM59 244V245H58ZM64 244V243H63ZM62 244V245H63ZM90 244V243H89ZM88 244V245H89ZM100 244V243H99ZM104 244V243H103ZM164 244V245H165ZM174 244V243H173ZM184 244V243H183ZM220 244V243H219ZM10 245V244H9ZM51 247H50V246ZM83 245V244H82ZM87 245V244H86ZM91 245V244H90ZM96 245V244H95ZM155 245H157V244H155ZM155 245H154V247H155ZM172 245V244H171ZM185 246H186V244H184ZM193 245V244H192ZM191 245V246H192ZM195 245H193V246H195ZM209 245V244H208ZM216 245H218V244H216L215 243V248H216ZM222 245V244H221ZM233 245V244H232ZM231 245V246H232ZM167 246V245H166ZM183 246V245H182ZM184 246V247H185ZM207 246V245H206ZM99 247H101L100 245H99ZM128 247L129 248H131V249H129L128 250ZM165 247V246H164ZM174 247V246H173ZM212 247H213V244H212ZM237 247V246H236ZM247 247V246H246ZM48 248H51V249H48ZM62 248V249H61ZM71 248V247H70ZM183 248V247H182ZM208 248V247H207ZM218 248V247H217ZM231 248V247H230ZM3 249V248H2ZM53 249H55V250H53ZM57 249V250H56ZM74 249H75V246H74ZM152 249V251H153V248H151ZM171 249V248H170ZM183 249H185V248H183ZM182 249V250H183ZM188 249V248H187ZM200 249V248H199ZM209 249V248H208ZM213 249V248H212ZM220 249V248H219ZM231 249H233V247L231 248ZM235 249V248H234ZM243 249V248H242ZM70 250V249H69ZM157 250H160V249H157ZM186 250V249H185ZM191 250V249H190ZM210 250V249H209ZM76 251H77V249H76ZM199 251H201V249L199 250ZM204 251H205V249H204ZM215 252H216V250H214ZM155 252V251H154ZM207 252V251H206ZM211 252V251H210ZM246 252V251H245ZM150 253V252H149ZM153 253V252H152ZM156 253H160V252H156ZM155 253V254H156ZM162 253H163V251H162ZM165 253V252H164ZM163 253V254H164ZM169 253V252H168ZM186 253V252H185ZM207 253H209V252H207ZM214 253V252H213ZM216 253H218V252H216ZM232 253V252H231ZM147 255H148V253H146ZM151 254V253H150ZM154 254V253H153ZM152 254V255H153ZM170 254V253H169ZM169 254H167V255H165V256H168ZM204 254V253H203ZM220 254V253H219ZM234 254V253H233ZM242 254H243V251H242ZM72 255V254H71ZM105 255V256H106ZM157 255V254H156ZM159 255L160 254H158V256L157 257H159ZM194 255V254H193ZM196 255V254H195ZM209 255V254H208ZM215 255V254H214ZM4 256H5V253H4ZM150 255H148L147 257H149ZM161 256H163V255H161ZM219 256V255H218ZM226 256V255H225ZM237 256V255H236ZM46 257L49 259V260H47L46 259ZM146 256H145V258H147ZM169 257V256H168ZM183 257V256H182ZM192 257V256H191ZM243 257H244V254H243ZM154 258V257H153ZM173 258V257H172ZM189 258V257H188ZM188 258H187V262H188ZM202 258V257H201ZM205 258V257H204ZM221 258V257H220ZM219 258V259H220ZM238 258V257H237ZM7 259V260H6ZM150 259V260H149ZM149 259H147V260H149V262H155V261H153V260H151V258L149 257ZM155 259V258H154ZM158 259V258H157ZM160 259V258H159ZM200 259V258H199ZM198 259V260H199ZM233 259V258H232ZM56 260L54 261V262H56ZM143 260V259H142ZM145 260V259H144ZM161 260H162V258H161ZM240 260V259H239ZM81 261H83V262H81ZM159 260H157L156 262H158ZM182 261V260H181ZM205 261H206V259H205ZM1 262H2V260H1ZM106 262V261H105ZM160 262V261H159ZM239 262V261H238ZM36 263V264H37ZM57 264H59V262H56ZM200 263V262H199ZM49 264V263H48ZM51 264V263H50ZM105 264V263H104ZM168 264V263H167ZM192 264V263H191ZM242 264V263H241Z\"/></svg>", "mask_w": 264, "mask_h": 264}, {"label": "rangeland", "instance_id": "3", "mask_svg": "<svg viewBox=\"0 0 264 264\" xmlns=\"http://www.w3.org/2000/svg\"><path fill=\"white\" fill-rule=\"evenodd\" d=\"M24 1V0H23ZM25 1H27L28 3H27V5H25V4H23L22 5V3H21V7L20 6H17V7H15L14 6V10H15V13L17 12V14H19V12H21V15H24L25 16V20H26V24L25 25H20L19 23H17L16 24V26H15V24H14V28H17L16 29V32H15V34L13 33V31L12 30H14V28H13V26H12V24L13 23H15V22H9L8 24H10V28H12V30L10 29H6L7 31H9V32H12V34L14 35V38L13 39H17V40H14L13 42L15 43L16 42V44H17V46L13 43V46H11V47H9V45H8V47H9V49H10V51L12 50V47H13V49H14V45L17 47V48H15L14 49V51H12V52H8L9 51V49H6L7 48V45H6V48L4 49V47L2 46V45H0V98H1V100H3L4 101V103L2 104V103H0V104H2V106H0L1 107V109L2 110H4V109H6V110H11V111H9V112H12V110L13 109H18L17 110V112H18V114H19V112L22 110V108H23V111H25L24 110V106L26 107V106H33L32 104H34L33 102H31V104H29V103H24V104H22L21 103V106H22V108H20L19 109V106H20V104H13V103H11L10 102V100H9V98H8V94H10V92L12 91L13 93L14 92H16L15 94H18V93H20V92H22V91H19V90H23V88L24 89H26V90H28V91H26L27 93H29L30 95H32L34 98H38V96L40 95V96H42V97H45V98H47V100L49 99V98H51V99H49L48 101H50V104H52V106H55V108L58 110V111H55L54 109H53V111H55V112H58V113H56V115L57 116H59L58 118L60 119V120H62V122L64 123H66V125H67V123H68V125H70V123L69 122H71V124H74L75 123V121H77V120H79L80 121V117H79V114H77V112H79V108H78V106H79V101H80V98H81V95L82 94H86V93H88L89 91V93H92L91 92V89L88 87V85L87 84H85L84 82L85 81H83V79L82 78H87L89 75V79L91 80V78H94V76L95 77H97V74H99V75H101V71H100V73H98V71H97V69H95V68H97L98 67V65L100 64V62H101V64L102 63H104L105 65H109V66H112L113 64H114V62H113V58H112V55H113V53H112V50L115 48V47H117L116 45H115V43L113 42V37H110V35L108 34V36H107V34H106V32L104 31V29L106 28L107 29V25L102 21V19H100L101 20V22H103L104 23V25L105 26H103V24L99 21V25L96 23V27H95V30H93V32L91 31V32H88V34H87V36H86V34H82V37H81V35L80 34H73V33H66V32H64V30L60 27V24H59V22H58V19H57V17H56V14H54L51 10H50V7H49V5L50 4H55V3H57L58 2V0H25ZM149 1H156V0H149ZM17 2V1H16ZM18 3V2H17ZM17 3H15L14 5H17ZM20 4V3H19ZM18 4V5H19ZM16 9L18 10V11H16ZM21 10V11H20ZM3 11V13L4 14H6V15H4V18L3 19H5V20H8V11H9V7H6L5 9H3L2 10ZM16 14V15H17ZM19 17V16H18ZM17 17V18H18ZM105 21V20H104ZM17 22V21H16ZM106 23H107V21H105ZM102 24V25H101ZM108 24V23H107ZM31 25H33V26H31ZM36 25H38V26H36ZM21 26V27H20ZM98 26V27H97ZM101 26H103L104 28H102ZM110 26V28H108L109 29V31H110V29H112L111 28V25H109ZM108 26V27H109ZM38 27V28H37ZM32 29L33 30H35V31H33L32 32ZM60 29H61V31H60ZM103 29V30H102ZM105 29V30H106ZM108 29H107V32L108 33H111L112 34V32L113 31H108ZM36 30H37V32H36ZM6 31V32H7ZM61 32V33H60ZM98 32V33H97ZM8 33V32H7ZM17 33V34H16ZM32 33V34H31ZM35 33H37L36 35H35ZM45 33H48L47 34V36L45 35ZM59 33V35H57ZM65 33V34H64ZM90 33H92L91 35H89ZM95 33H97V34H95ZM52 34V35H51ZM61 34H63V36L61 35ZM100 34H101V36H100ZM61 35V36H60ZM65 35H68V38H67V36H65ZM93 35H95L94 37H92ZM98 35V36H97ZM106 35V36H105ZM46 36V38H44ZM60 37V38H57V37ZM75 36V37H74ZM97 36V37H96ZM34 37H35V39H34ZM48 37V38H47ZM62 37V38H61ZM70 37V38H69ZM72 37H74V38H72ZM101 37V38H100ZM28 39H30L31 40V43H32V46H34V47H32L33 48V56H35L36 54L38 55V56H40V54H42L43 52L42 51H44V50H42L41 51V49L40 48H42V49H48V50H45V53H43V55L45 54H48V55H44L43 57H41V59H34L35 57H33V56H31V57H33L31 60H30V57H29V52H28V47H26L25 46V44H26V42H27V40ZM45 39L47 40L46 42H45ZM43 41L45 42V43H43ZM43 43V44H42ZM8 44V43H7ZM34 44V45H33ZM36 45V46H35ZM41 45V46H40ZM38 46V48L36 49V47ZM43 46V47H42ZM39 49H40V51H41V53L39 52ZM4 50V51H3ZM38 50V51H37ZM47 51V52H46ZM55 52L54 54H52V52ZM35 52H37L36 54H35ZM49 52H51L50 54H49ZM30 53H31V51H30ZM57 53V54H56ZM105 53H107V54H105ZM58 55V56H57ZM50 57H51V59H50ZM34 59V60H33ZM45 60V61H43V60ZM101 61H100V60ZM30 60V61H29ZM36 60H38L37 62H39V64H36ZM51 60V61H50ZM24 61V62H23ZM30 62L32 65V69H29V70H27L26 71V69H25V71L24 72H26V73H23V68H24V65H23V63L25 64L26 62ZM35 61V62H34ZM41 62V63H40ZM44 62V64H42ZM53 62V63H52ZM127 62L129 63V64H131L133 67H137V63H136V61H133V60H127ZM35 65H34V64ZM50 64V66H48V64ZM52 63V64H51ZM42 64V65H41ZM33 65L35 66L34 68H35V72H34V68H33ZM37 65H39V68H38V70H37ZM51 65H52V67H51ZM94 65H95V67H94ZM105 65L104 66H101V69L102 68H104L105 67ZM43 67V68H42ZM92 68H94V69H92ZM100 68V67H99ZM98 68V69H99ZM20 69H22L21 71H20ZM53 70V71H52ZM74 71V72H73ZM19 72H21V73H19ZM27 72L29 73H31V74H33L34 73V77L32 76V78L30 79V77H31V74L30 75H28L27 74ZM39 73V75H38V73ZM88 74H87V73ZM19 73V74H18ZM45 73V75H43V74ZM52 73V74H51ZM11 74H13V75H11ZM18 74V75H17ZM20 74H21V76H20ZM70 74V75H69ZM112 74V73H111ZM114 74V73H113ZM112 74V75H113ZM15 75V76H14ZM53 75V76H52ZM119 76H121V75H123V74H118ZM117 75V73H116V75L114 74V77H116V78H122V79H127L128 78V81H130L132 78H130L128 75H127V77H126V75H124V77L125 78H123V76H121V77H117L118 76ZM243 74H241V76H242ZM25 76V77H24ZM27 76H30V77H28V78H26ZM42 76H44V77H42ZM50 76H52V77H50ZM70 76V77H69ZM111 76V75H110ZM245 76V75H244ZM244 76H242L243 78H245ZM18 79H17V78ZM21 77V78H20ZM23 77V78H22ZM40 77H42V79L40 78ZM40 78V79H39ZM44 78V79H43ZM50 78V79H49ZM54 78H57L58 80H56V79H54ZM71 78V79H70ZM78 78H80L79 80H81V82H78L79 83V86H77V84L78 83H76L77 81H79L78 80ZM116 78H113V76H111V78L110 79H116ZM129 78H130V80H129ZM13 79H15V81L13 80ZM19 79H21V80H19ZM61 79V80H60ZM63 79V80H62ZM75 79V80H74ZM19 80V81H18ZM30 80V81H29ZM34 80V81H33ZM45 80H46V83H48V84H45ZM47 80L50 82V85H49V82H47ZM54 80V81H53ZM70 80V81H69ZM75 82H73V81ZM77 80V81H76ZM133 80V79H132ZM131 80V81H132ZM26 81H29L28 82V84H26ZM32 81L34 82V83H32ZM57 81V83H55ZM83 81V82H82ZM12 82V83H11ZM15 82H16V84H15ZM17 82H18V89H17ZM65 82V83H64ZM133 82V81H132ZM21 83H23V84H21ZM35 83H37L36 84V86L34 87V85H35ZM135 83V82H134ZM143 83H145V82H143ZM147 83V82H146ZM142 84V85H144V86H142V88L143 87H147V88H143L144 89V92L147 94V92L148 91H150V93L152 92L151 91V87L153 88L154 87V85H156L157 86V84H150V86L151 87H148V85L147 84ZM151 83H152V81H151ZM13 84H14V86H13ZM31 84H34L33 85V87L31 86V88L29 87ZM136 84V83H135ZM159 84V83H158ZM22 85V86H21ZM25 85H29L28 87H26ZM1 86H3V87H1ZM11 86H12V88L13 89H11ZM20 86H21V88H20ZM41 86V87H40ZM45 86H47V87H45ZM51 86L53 87V88H51ZM84 86H85V89H84ZM10 87V88H9ZM16 87V88H15ZM23 87V88H22ZM26 87V88H25ZM39 87H40V90H39ZM42 87H44V88H42ZM62 87V88H61ZM65 89H64V88ZM164 88H165V86H163ZM163 87H161V85H160V87L158 86V87H154V88H157L158 90H160V89H162ZM15 88V89H14ZM36 88V89H35ZM47 90H46V89ZM52 90H51V89ZM72 88V89H71ZM81 88H82V91H81ZM87 88H89V89H87ZM149 88V89H148ZM153 88V89H154ZM160 88V89H159ZM53 89H56V90H53ZM73 90L74 89V93H73V91H72V93H70V90ZM147 89V90H146ZM157 89H154V90H157ZM8 90H10V92L8 91ZM15 90H17V91H15ZM34 90V91H33ZM37 90H39V91H37ZM43 90V91H42ZM86 92H85V91ZM153 90V91H154ZM163 90V89H162ZM165 90V89H164ZM163 90V91H164ZM42 91V92H41ZM50 92V94H49V92ZM56 91V92H55ZM147 91V92H146ZM11 92V94H13ZM58 92V93H57ZM6 93H7V95H6ZM32 93V94H31ZM41 93V94H40ZM43 93H44V95H43ZM81 93V94H80ZM149 93V92H148ZM37 94V95H36ZM53 94V95H52ZM69 94V95H68ZM7 98H6V97ZM39 96V97H40ZM69 96H72V97H69ZM54 97V98H53ZM75 97V98H74ZM66 98L69 100L70 99V101H68V100H66ZM76 99L77 100V102H75L74 101V99ZM7 99H8V101H9V103L7 102ZM72 99V100H71ZM74 103H73V102ZM1 102V101H0ZM7 103V104H6ZM69 103H70V105H69ZM7 106H6V105ZM57 104V105H56ZM66 104V105H65ZM72 104H73V106H72ZM19 105V106H18ZM63 105H65V110L63 111ZM71 106V107H73L72 109H69V111H68V108H67V106ZM78 105V106H77ZM9 106H10V108H9ZM18 106V107H17ZM34 106H35V104H34ZM33 106V107H34ZM75 106V107H74ZM13 107H15V108H13ZM58 107V108H57ZM9 108V109H8ZM27 108V107H26ZM25 108V109H26ZM51 108H53V107H51ZM75 108V112H74V109ZM0 109V110H1ZM67 109V110H66ZM171 109H174L173 111H169L170 113V115L171 116H169V117H173L172 116V113H174V111L175 110H177L178 111V107H172ZM20 110V111H19ZM28 110V108L26 109V111ZM71 110H73V111H71ZM15 111V110H14ZM61 111H62V113L64 114H62L61 113ZM66 111V112H65ZM1 113H2V111H0ZM6 112V111H5ZM9 112H7L8 114H9ZM44 112H45V110H44ZM47 112V111H46ZM46 112H45V114H46ZM68 112V113H67ZM176 112V111H175ZM7 113H4V111H3V113L0 115L2 118H4V120H1L0 121V123L3 125V123H6V127L4 128L6 131H12L13 130V133L14 134H19L18 132H20V131H25V132H23V133H21L22 135L20 136V135H18L20 138V142L18 141V143H19V145H21L23 142H26L25 140H28L27 138V136H29V139H31V137L33 136V131H32V127L30 128V126L31 125H29V123H28V121H29V119H28V117L26 118L25 117V119L26 120H28V121H26L25 122V119H24V117H20L17 113V116H19L18 117V120L20 121V122H18V120H17V118H15V116L13 115V116H11V114L9 115V116H11V117H9V116H4V114H7ZM21 113V112H20ZM59 114H61V115H59ZM65 114H66V117H67V119H66V117H65ZM68 114H69V116H68ZM175 114V115H174ZM173 115H174V117L172 118V119H174L175 117L177 118V113H174ZM71 115H77L78 116V119H74V121H73V118L75 117H70ZM4 116V117H3ZM16 116V117H17ZM64 118H62V117ZM77 116H76V118H77ZM0 117V119H2ZM12 117H14L13 118V122H15V120H16V123H14V124H16V125H14L13 124V122L11 121V120H8V118H12ZM61 117V118H60ZM6 118H7V120H6ZM175 118V119H176ZM22 120H24V121H22ZM71 120V121H70ZM7 122H9V123H7ZM11 122H12V124L13 125H11ZM18 122V123H17ZM72 122H74V123H72ZM78 122V121H77ZM76 122V123H77ZM81 123L79 124V122L76 124H74L73 126H81V124H82V122L83 121H80ZM85 122V121H84ZM84 122H83V124H84ZM62 123V124H63ZM86 123V122H85ZM172 123V122H171ZM0 124V125H1ZM8 124H10L11 125V127L13 128V126H17L18 128L20 127L21 129H18L17 127V129L18 130H15L14 128L13 129H9V127H10V125H8ZM23 124V125H22ZM88 124V123H87ZM0 126V141H3L4 140V142H5V140H6V142L9 140V138H8V140L5 138V139H3L2 140V138L3 137H1V136H6V133H5V131H4V129L2 128L3 126ZM86 125V124H85ZM90 125V124H89ZM7 126H8V128H7ZM28 126V127H27ZM71 126V125H70ZM76 127V128H77ZM9 129V130H8ZM28 129V130H27ZM51 129V133H49V135L50 134H52V131L54 132V129L53 128H50ZM14 130H15V132H14ZM30 130V133L28 132ZM16 131H18L17 133H16ZM9 133H11V132H9ZM13 133H11L10 135H12ZM27 133V134H26ZM55 133V132H54ZM53 133V135H51L50 137L52 138L51 140H52V149L51 150H53L52 151V156H53V159L57 162V169L58 170H55L56 169V167H55V165H54V163H53V167H54V169H53V184H54V187H55V190H54V194H53V197H52V206H51V210L50 211H48V212H46V213H20V214H22V215H32V214H35V215H55V214H59V215H73V218H71V220L72 221H74V218L75 217H77V219H78V216L79 217H82L83 215H93V214H95L94 212H98V213H102V214H106L105 212H109V211H107V208L110 206V205H112L111 204V202H112V200L110 201V198H108L109 196L112 198V195H109V194H111L112 193V191L110 192V190L112 189V185H113V175H114V169H115V165L113 164V166L112 167H110L111 166V157L112 158H115V155H114V153H113V155H114V157L111 155V151H110V149L112 150L113 149V147L112 146H115V143H114V140L113 139H109L108 141H109V143L107 142V139H105V137L104 138H101V139H94V140H88V141H90L91 143L93 142H95L94 144L92 143L91 145L88 143V141L86 142L87 143V146H85V144H84V146H78L77 147V143L75 144L74 143V141H73V143H72V140H68L69 142H64V141H56L57 140V136H58V134L60 135V133H57L56 132V134H54ZM4 134V135H3ZM29 134V135H28ZM7 135H8V137H10L9 136V134L7 133ZM16 135H14V136H16ZM25 135V136H24ZM30 135H31V137H30ZM23 136V137H22ZM61 137V136H60ZM12 138H14V137H12ZM24 138V139H23ZM58 138H59V136H58ZM16 139H18V137L16 138L15 137V139H13L14 141L16 140ZM21 139H22V141H21ZM62 138H60L59 140H61ZM64 139V138H63ZM13 140L12 141H9L8 143H11V142H13ZM96 140V141H95ZM111 140V141H110ZM159 140V142H157V140H156V142L157 143H161V147H163L164 145H163V143H162V140H160V139H158ZM104 141V142H103ZM54 142V143H53ZM55 142H56V144H55ZM64 142V143H63ZM102 142V143H101ZM155 142V143H156ZM14 143V142H13ZM13 143H11L12 145H13ZM154 143V142H153ZM156 143V145H158ZM0 144H1V142H0ZM15 144V143H14ZM55 144V145H54ZM57 144H58V146H57ZM60 144V145H59ZM79 144V143H78ZM105 144V145H104ZM114 144V145H113ZM83 145V144H82ZM95 147H94V146ZM104 147H103V146ZM110 145V146H109ZM163 145V146H162ZM15 146H18L17 144L15 145ZM72 146H74V147H72ZM105 146H106V148H105ZM107 146H109V147H107ZM159 146V145H158ZM0 147H3L2 145L0 146ZM21 147H23V145L22 146H18V147H16V149H18L19 148V150H20V148ZM25 147V146H24ZM23 147V151H24V148ZM59 147V148H58ZM67 147V148H66ZM77 147V148H76ZM110 147H112V148H110ZM5 148V147H4ZM4 148L2 149V150H4ZM65 148V149H64ZM74 148V149H73ZM163 148H165V147H163ZM61 149V150H60ZM107 149H109V150H107ZM114 149H115V147H114ZM57 150V151H56ZM59 150V151H58ZM94 150V151H93ZM100 150V151H99ZM21 151H22V149H21ZM22 151V152H23ZM54 151H56L55 153H54ZM62 151V152H61ZM90 151V152H89ZM92 151V152H91ZM98 151V152H97ZM104 151H105V155L103 154L104 153ZM109 151H110V153H109ZM72 152H74V153H72ZM77 152V153H76ZM101 153V154H99V156H98V154L97 155H95V153ZM113 152V151H112ZM24 154H26V155H22V154H19L18 156H15V155H17V154H12L13 156H10L11 154L10 153H7V154H9V156L10 157H8V155H7V157H6V153H5V150H4V153H1V149H0V155L1 154H3V155H1V156H3V157H1L0 156V174H1V167H2V165L6 162V161H9V160H19V159H27L28 158V153H27V151H26V149H25V152H23ZM54 153V154H53ZM58 154V155H57ZM74 154V155H73ZM77 154V155H76ZM87 154V155H86ZM93 154V156H91ZM108 154V155H107ZM5 155V156H4ZM54 155H55V157H54ZM77 156V158H75L76 156ZM101 155H104V156H101ZM73 156V157H72ZM101 156V157H100ZM97 157H100V158H98L97 159ZM104 157V158H103ZM106 157L108 158V159H106ZM5 158H7V160L6 161H1V159L2 160H4ZM58 158V159H57ZM70 158H72V159H70ZM68 159V160H67ZM70 159V160H69ZM100 159H102L103 161H105V162H107L106 164H105V162H103V161H101ZM105 159V160H104ZM73 160V161H72ZM77 160V162H75ZM88 162H87V161ZM90 160V161H89ZM92 160H94V162L92 161ZM101 162H100V161ZM114 160V159H113ZM68 161H69V163H68ZM99 161V162H98ZM61 162V163H60ZM90 162V163H89ZM103 162V163H102ZM66 163H67V165H66ZM76 163V164H75ZM95 163H96V165L98 166V163L101 165V163H102V166H98L99 168H96L97 166H94L95 165ZM109 163V164H108ZM93 164V165H92ZM104 164H105V166H104ZM60 165V166H59ZM69 165V166H68ZM110 165V166H109ZM68 166V167H67ZM101 167H105V169L104 168H102L101 169ZM109 167V169L111 170H106L107 168ZM114 167V168H113ZM66 168V169H65ZM68 168V169H67ZM81 168V169H80ZM96 168V169H95ZM61 169V170H60ZM76 171H75V170ZM94 169V170H93ZM60 171V172H59ZM71 171V172H70ZM79 171V172H78ZM108 171V172H107ZM67 172H68V174H67ZM76 172V173H75ZM78 172V173H77ZM92 172V173H91ZM112 172V173H111ZM78 174L77 176H75V174ZM83 175H82V174ZM103 173V174H102ZM86 174H89L88 176L86 175ZM100 174V175H99ZM113 174V175H112ZM80 175H82V177L80 176ZM86 175V176H85ZM91 175V176H90ZM95 175H96V177H95ZM58 176H60V177H58ZM70 176V177H69ZM73 178H72V177ZM92 176H94V177H92ZM76 178H78V179H76ZM82 178V179H81ZM91 178V179H90ZM105 178V179H104ZM99 179H102V180H99ZM82 180H83V182H82ZM78 181V182H77ZM107 181V182H106ZM80 183H82V184H80ZM78 184V185H77ZM101 184V185H100ZM95 185V186H94ZM98 185V186H97ZM102 185H103V187H102ZM109 185H110V187H109ZM72 186V187H71ZM79 187V188H78ZM91 187V188H90ZM97 187V188H96ZM106 187V188H105ZM68 188V189H67ZM77 188V189H76ZM88 188V189H87ZM90 188V189H89ZM76 189V190H75ZM105 190V191H104ZM74 191V192H73ZM70 192V193H69ZM75 192L78 194H75ZM90 192V193H89ZM99 192V193H98ZM103 194H102V193ZM106 192V193H105ZM100 193H101V195H100ZM109 193V194H108ZM81 195V196H80ZM103 195V196H102ZM74 196V197H73ZM77 196V197H76ZM81 198H80V197ZM58 198V200H59V203H58V205H54L53 204V199L54 198ZM96 197V198H95ZM102 197V198H101ZM90 198H92V200L90 199ZM94 198L96 199V200H94ZM100 198V200H98ZM107 198V199H106ZM108 199H109V201H108ZM66 200V201H65ZM80 200V201H79ZM93 201V202H91V201ZM105 200V201H104ZM74 201V202H73ZM99 201V202H98ZM104 201V202H103ZM80 202V203H79ZM90 202V203H89ZM95 202V203H94ZM107 202H109L110 203V205L109 206H107ZM91 203H92V205H91ZM101 203V204H100ZM102 203H103V205H102ZM85 204V205H84ZM100 205V206H99ZM102 205V206H101ZM82 206V207H81ZM84 207V208H83ZM95 207V208H94ZM100 207V208H99ZM7 207L5 206V203H4V193H3V185L1 184V179H0V215L1 214H5V215H7L6 213H8V215H10V213L9 212H7V209H6ZM79 208V209H78ZM103 208V209H102ZM82 211H81V210ZM111 209V207H109V209L108 210H110ZM78 210V211H77ZM103 210V211H102ZM111 210H113V208L111 209ZM85 211V212H84ZM93 212V213H92ZM112 212V211H111ZM74 215H76V216H74ZM77 219H75L76 221H77ZM82 220V218H79V220ZM76 226H78V225H76ZM82 226V227H81ZM79 225L78 227H77V232H78V234L80 235L79 236V238H80V241H71V240H69L68 238H67V234L62 238V243H60L61 245H59V246H64V247H68L67 248V252H69L68 254H70V256H75V255H77V253L79 254V253H81V249L83 248V246L85 245L86 247H89V246H94V247H96L97 249H99V250H102V249H104L102 246L104 245H108L109 243L111 244L112 242L110 241V239L113 241L114 240V238L112 239V236H113V234L112 233H107V232H110V231H108V230H100L99 229V231L97 230V229H95V230H93L92 228H91V230H89V226H86V225ZM87 228H86V227ZM74 226H71V228L68 230V234H70V233H72L71 231H73L74 229ZM85 227V228H84ZM89 227V228H88ZM51 229V231H52V233L54 234V235H56V234H58L59 233V231L56 229V228H50ZM73 229V230H72ZM18 230L19 231H21V233H24L25 231H26V229H23L22 227H20V228H18ZM79 230V231H78ZM85 231V232H84ZM87 231V232H86ZM105 231H107V232H105ZM80 232V233H79ZM218 232V233H217ZM236 232H238V231H234V230H229L227 233H228V235H227V233H224L222 230L221 231H216L215 233H213V232H209L207 235V240H205L206 241V245H203V244H205V243H203L202 245H199V246H197L198 245V243L195 245L194 243V241L191 243L190 242V244H189V242L188 241H190L189 239H194V236L195 235H193L192 236V238H186L187 237V235L185 234V238L183 239V240H185V241H183L182 242V240L180 239L181 237H184V236H181V237H178V238H175V240H174V238H173V240L171 241V240H169V239H171V238H168V239H166V237H165V239H163L162 237H160V241L157 243H154L153 245H150L151 247H149L148 249H149V252L151 253H149L148 252V250L146 251V253H148V255H150L149 257L151 258V260H153V261H155V262H149V257H147L148 255L143 251V253H142V257H141V260H140V264H241L242 263V259H243V254L245 255L246 253H245V251H246V249H247V245H248V243H249V236L247 237V235L245 234V232H242V231H240L239 233L241 234V236L238 234V233H236ZM9 234H11V233H9ZM8 233L7 234H0L1 235V237H0V264H4L5 262H4V260H5V258H7V255H8V251H11V250H9V246H13V245H15V246H17V244H18V237L16 236V235H13V233H12V235H9ZM15 234V233H14ZM84 234V235H83ZM110 234V235H109ZM112 234V235H111ZM191 235H192V233H190ZM189 234V235H190ZM194 234H196L197 235V232L196 233H194ZM213 234H215V235H213ZM216 234H219L218 236L216 235ZM83 235V236H82ZM14 236V238L15 237H17L16 238V240L14 241L13 240V238L11 239V237H13ZM29 237H31L30 238V240L32 241V243H36L37 242V237H35V234H33V233H31L30 234V236ZM85 237V238H84ZM109 237H111V238H109ZM191 237V236H190ZM208 237L211 239H208ZM244 237V238H243ZM87 238H89V239H87ZM196 238V237H195ZM216 238V239H215ZM161 239H163V240H165V242H166V240H168V242H166V244L164 243V241L163 240H161ZM188 239V240H187ZM216 240V241H215ZM219 240V241H218ZM14 241V242H13ZM86 241V242H85ZM89 241V242H88ZM110 241V242H109ZM141 241H143L142 239H141ZM157 241V240H156ZM170 241V242H169ZM180 241H181V243H180ZM247 241V242H246ZM17 244H16V243ZM61 242V241H60ZM78 242V243H77ZM161 242V243H160ZM163 242V243H162ZM186 242V243H185ZM208 242V243H207ZM216 244H218V245H216V248H215V243ZM230 242V243H229ZM12 243V244H11ZM13 243H15V244H13ZM64 243V244H63ZM91 245H90V244ZM100 243V244H99ZM104 243V244H103ZM174 243V244H173ZM186 244V246L184 245V244ZM220 243V244H219ZM10 244V245H9ZM63 244V245H62ZM83 244V245H82ZM87 244V245H86ZM89 244V245H88ZM96 244V245H95ZM155 244H157V245H155ZM165 244V245H164ZM172 244V245H171ZM195 245V246H193V245ZM209 244V245H208ZM212 244H213V247H212ZM222 244V245H221ZM233 244V245H232ZM99 245L101 246V247H99ZM154 245H155V247H154ZM167 245V246H166ZM183 245V246H182ZM192 245V246H191ZM232 245V246H231ZM15 246H13V247H11V248H15ZM50 246V245H49ZM51 246L53 247V245L51 244ZM50 246V247H51ZM74 246H75V249H74ZM165 246V247H164ZM174 246V247H173ZM185 246V247H184ZM237 246V247H236ZM56 247V245L54 244V248ZM71 247V248H70ZM185 248V249H183V248ZM210 249H208V248ZM218 247V248H217ZM233 247V249H231V248ZM3 248V249H2ZM56 248H58V247H56ZM63 248V247H62ZM61 248V249H62ZM151 248H153V251H152V249ZM171 248V249H170ZM188 248V249H187ZM201 249V251H199L200 249ZM213 248V249H212ZM220 248V249H219ZM235 248V249H234ZM243 248V249H242ZM48 249H51V248H48ZM70 249V250H69ZM76 249H77V251H76ZM129 249H131V248H129L128 247V250ZM157 249H160V250H157ZM183 249V250H182ZM191 249V250H190ZM204 249H205V251H204ZM53 250H55V249H53ZM57 250V249H56ZM79 250H81V251H79ZM214 250H216V252H218V253H216ZM155 251V252H154ZM162 251H163V253H162ZM209 252V253H207V252ZM211 251V252H210ZM242 251H243V254H242ZM154 254H153V253ZM156 252H160V253H156ZM170 254H169V253ZM186 252V253H185ZM214 252V253H213ZM232 252V253H231ZM4 253H5V256H4ZM157 255H156V254ZM204 253V254H203ZM220 253V254H219ZM234 253V254H233ZM72 254V255H71ZM153 254V255H152ZM158 254H160L159 255V257H157L158 256ZM167 254H169L168 256H165V255H167ZM194 254V255H193ZM196 254V255H195ZM209 254V255H208ZM215 254V255H214ZM106 254L104 253V254H102V255H98V258H97V260L98 261H95V263L94 264H107V262L108 263H110V262H112L113 261V259H115L114 257H110V256H108V254L105 256ZM161 255H163V256H161ZM219 255V256H218ZM226 255V256H225ZM237 255V256H236ZM145 256L147 257V258H145ZM183 256V257H182ZM192 256V257H191ZM155 259H154V258ZM173 257V258H172ZM189 257V258H188ZM202 257V258H201ZM205 257V258H204ZM221 257V258H220ZM238 257V258H237ZM158 258V259H157ZM160 258V259H159ZM161 258H162V260H161ZM187 258H188V262H187ZM200 258V259H199ZM220 258V259H219ZM233 258V259H232ZM4 259V260H3ZM46 259L47 260H49L47 257H46ZM143 259V260H142ZM145 259V260H144ZM147 259H149V260H147ZM199 259V260H198ZM205 259H206V261H205ZM240 259V260H239ZM1 260H2V262H1ZM7 260V259H6ZM56 259H54V261H55ZM157 260H159L158 262H156ZM182 260V261H181ZM53 261V259H50V261H46L45 260V263L46 264H57L56 262H59V264H60V261H58V260H56V262H54ZM106 261V262H105ZM239 261V262H238ZM35 264L37 263V262H35V261H33ZM81 262H83V261H81ZM200 262V263H199ZM33 264V263H32ZM37 264H39V263H37ZM80 264V263H79ZM81 264H88V263H81Z\"/></svg>", "mask_w": 264, "mask_h": 264}]
</instances>
